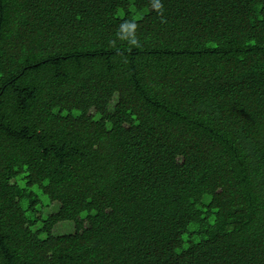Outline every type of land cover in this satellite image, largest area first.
<instances>
[{
  "label": "trees",
  "instance_id": "obj_1",
  "mask_svg": "<svg viewBox=\"0 0 264 264\" xmlns=\"http://www.w3.org/2000/svg\"><path fill=\"white\" fill-rule=\"evenodd\" d=\"M0 264H264V0H0Z\"/></svg>",
  "mask_w": 264,
  "mask_h": 264
},
{
  "label": "rangeland",
  "instance_id": "obj_2",
  "mask_svg": "<svg viewBox=\"0 0 264 264\" xmlns=\"http://www.w3.org/2000/svg\"><path fill=\"white\" fill-rule=\"evenodd\" d=\"M49 223H51V221ZM73 231H74V225L70 222H63V223L57 224L53 229V233L57 235L67 234Z\"/></svg>",
  "mask_w": 264,
  "mask_h": 264
}]
</instances>
